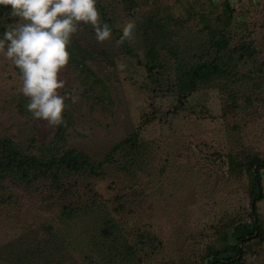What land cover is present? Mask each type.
Listing matches in <instances>:
<instances>
[{
  "label": "rangeland",
  "instance_id": "rangeland-1",
  "mask_svg": "<svg viewBox=\"0 0 264 264\" xmlns=\"http://www.w3.org/2000/svg\"><path fill=\"white\" fill-rule=\"evenodd\" d=\"M163 1L173 4V14L177 8L182 15L190 5L202 4ZM150 3L139 0L138 7L129 8L123 0H97L121 32L128 20L135 21L134 37L128 40L133 54L117 44L116 34L98 43L92 27L81 25L72 40L87 49L81 59L90 71L70 61L60 74L68 114L66 147L103 160L115 143L137 133L144 147L138 168L129 173L120 169L123 158L115 152L114 161L102 169L105 178L81 183L78 197L71 198L48 197V189L41 196L37 185L5 181L0 189V264H41L44 256L70 264H197L210 245H224L220 233L227 223L249 221L246 159H264V0H230V46L250 42L255 50L236 66V78L200 88L181 104L164 86L153 90L141 64L139 33H145V18L156 13ZM1 17L0 38L18 23L17 17ZM177 28L170 41L191 46L196 26L189 22ZM21 86L19 69L0 54V137L34 151L56 140L57 127L32 117ZM234 90L236 105L230 94ZM73 97H78L75 103ZM126 186L130 200L121 206L117 195ZM261 186L264 192V176ZM69 203L72 213L65 222L61 210ZM257 212L264 229V196ZM145 235L148 240L141 241ZM31 250H39L41 258L28 257ZM245 251L246 263L264 264V240L253 238Z\"/></svg>",
  "mask_w": 264,
  "mask_h": 264
},
{
  "label": "trees",
  "instance_id": "trees-1",
  "mask_svg": "<svg viewBox=\"0 0 264 264\" xmlns=\"http://www.w3.org/2000/svg\"><path fill=\"white\" fill-rule=\"evenodd\" d=\"M123 1L129 8L140 5L139 0ZM150 1L152 7H156V13L145 18L147 31L139 33L141 38L139 40L144 51L141 64L147 77L155 84L151 88L154 90L158 86L157 89L161 90V86H164L163 90L175 96L179 104L185 102L189 95L200 88L220 87L225 84L222 81H233L237 76L234 70L239 62L255 54L250 42H242L238 45L234 43L230 46L232 38L228 28L233 12L230 0H206L207 5H203L202 0L198 8L190 5V10L183 15L177 8H175L176 14H173V4L170 2ZM96 7L100 8L102 22L109 25L112 33L116 34L119 40L122 32L114 27L112 18L105 16V6L97 5ZM10 12V6H0V16L8 17ZM214 12H216L215 15H213ZM189 22H192L197 30L191 42L192 45L186 43L181 47L178 40L171 42L173 34L179 31L177 26L181 27L182 24ZM0 29L3 27L0 26ZM122 45L126 53L133 54L128 40H125ZM67 50L70 53L71 62L90 71L83 66L81 59L84 57L81 56L82 53L88 54L87 49L81 48L72 40ZM99 79L96 80L100 81ZM229 84L231 83H226V86ZM230 94L233 97V105H236L237 91H230ZM63 116L65 124L56 128V140L49 145L36 146L34 151L21 148L10 137H0V189L7 186L5 181H13L17 185L19 181V185L23 183L27 186L37 185L35 192L41 196L46 192L45 189H48V197L58 193L71 198L79 195L81 183L91 184L92 179L105 178L102 169L106 162L114 161L115 152H120L123 158V162L119 165L120 169L129 173L131 167L138 168L137 158L142 155L141 151L144 147L141 148L137 133L128 135L115 143L103 160H97L81 150L66 147L64 135L65 125H68L66 111ZM33 142L34 139L31 138L30 148H33ZM228 160L232 162L230 156ZM246 162L251 176L248 195L250 219L249 221L246 219L233 220L227 223L226 229L221 230L220 233L224 245H210L206 248L207 256L202 257L197 264H250L246 263L244 258L245 248L253 238L264 240V229L257 212V202L264 196L261 186L264 176V172L261 171L264 169V159L252 155L246 159ZM111 184L114 185L112 182ZM121 190H124V193L117 197L123 206L125 201L130 200V197L127 196L129 195L127 186L122 187ZM93 196L98 197V194L94 191ZM72 207L69 203L61 210L62 215L66 217L64 221L70 218ZM144 240L147 241L148 236L145 235L144 239H141V241ZM141 241L136 242L141 243ZM39 250H34V252L31 250L28 257L33 256L40 259L42 253ZM57 260L52 261L44 256L40 263L70 264ZM34 263L37 261L34 260ZM34 263L32 260V264ZM27 264L30 263L27 262Z\"/></svg>",
  "mask_w": 264,
  "mask_h": 264
},
{
  "label": "clouds",
  "instance_id": "clouds-1",
  "mask_svg": "<svg viewBox=\"0 0 264 264\" xmlns=\"http://www.w3.org/2000/svg\"><path fill=\"white\" fill-rule=\"evenodd\" d=\"M96 3L97 0H0V6H10V16L18 18L15 26L3 32L0 54L19 69L27 111L49 127L65 124L67 105L60 94L65 81L60 74L70 62L67 49L73 36L81 25H90L98 43L111 39L112 29L102 22ZM135 29V21L128 20L117 44L133 39ZM77 99L73 97V103Z\"/></svg>",
  "mask_w": 264,
  "mask_h": 264
}]
</instances>
